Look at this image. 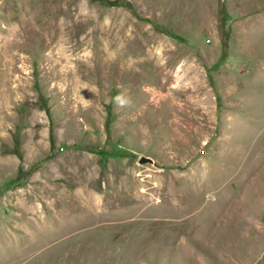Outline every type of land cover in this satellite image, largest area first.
<instances>
[{
  "label": "rangeland",
  "instance_id": "rangeland-1",
  "mask_svg": "<svg viewBox=\"0 0 264 264\" xmlns=\"http://www.w3.org/2000/svg\"><path fill=\"white\" fill-rule=\"evenodd\" d=\"M0 264H264V0H0Z\"/></svg>",
  "mask_w": 264,
  "mask_h": 264
},
{
  "label": "trees",
  "instance_id": "trees-1",
  "mask_svg": "<svg viewBox=\"0 0 264 264\" xmlns=\"http://www.w3.org/2000/svg\"><path fill=\"white\" fill-rule=\"evenodd\" d=\"M97 1L98 3L105 5V6H115L117 5V1L118 0H94ZM226 19V15H225V8L224 5L222 3H219V8H218V21L220 24H223V22ZM221 27V26H220Z\"/></svg>",
  "mask_w": 264,
  "mask_h": 264
}]
</instances>
